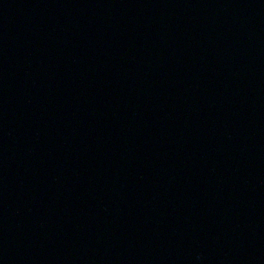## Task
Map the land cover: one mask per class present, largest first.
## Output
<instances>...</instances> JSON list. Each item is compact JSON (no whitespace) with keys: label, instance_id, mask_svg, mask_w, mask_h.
<instances>
[{"label":"water","instance_id":"water-1","mask_svg":"<svg viewBox=\"0 0 264 264\" xmlns=\"http://www.w3.org/2000/svg\"><path fill=\"white\" fill-rule=\"evenodd\" d=\"M0 264H264V0H0Z\"/></svg>","mask_w":264,"mask_h":264}]
</instances>
